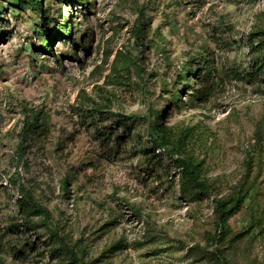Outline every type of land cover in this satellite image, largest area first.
Returning <instances> with one entry per match:
<instances>
[{
	"label": "rangeland",
	"instance_id": "374dc122",
	"mask_svg": "<svg viewBox=\"0 0 264 264\" xmlns=\"http://www.w3.org/2000/svg\"><path fill=\"white\" fill-rule=\"evenodd\" d=\"M46 8L53 54L36 32L40 12L0 0V264H77L69 250L91 264H222L218 255L264 264V78L250 76L264 55L251 45L252 33L264 38V0ZM60 13L69 40L54 24ZM139 16L143 39L134 36ZM202 58L216 69L214 85L197 100L193 80L173 102L182 67ZM158 116L165 147L149 136ZM181 158L200 164L208 196L182 192ZM20 185L48 223H25ZM241 188L249 199L215 243L216 201Z\"/></svg>",
	"mask_w": 264,
	"mask_h": 264
},
{
	"label": "trees",
	"instance_id": "16d2710c",
	"mask_svg": "<svg viewBox=\"0 0 264 264\" xmlns=\"http://www.w3.org/2000/svg\"><path fill=\"white\" fill-rule=\"evenodd\" d=\"M10 6L28 11L30 10L33 14L39 16V21L37 23L38 36H42L46 39L47 45L46 48L48 52L53 54L52 44L53 42L49 39V28L51 25L50 16H49V9H42L44 0H4ZM93 0H57L58 4L67 5L69 6L72 11L76 8L77 4L83 6V8H87ZM38 13V14H37ZM33 15V16H36ZM60 21H55L54 24L57 28V31L60 34H63V37L66 39H71V31H70V21L69 19H65V16L60 13L59 15ZM147 30V24L142 16H139L137 19V24L134 27V36L136 39H143L145 38ZM264 33V32H263ZM5 33L0 32V40L4 38ZM253 37H251V45L255 48H264V38L258 37L256 33H252ZM255 41L258 44L255 46ZM72 46L77 48V46L82 47L78 43L72 41ZM143 43H141V46ZM253 47V48H254ZM206 59H201L200 64L195 68L184 65L181 69V73H179L178 84H181V88L176 90L173 94H171V100L175 103H182V94L183 89L191 84L193 80L199 82V89H194L190 85L187 87V90L190 91V95L196 98L197 100H201L206 96V91L210 86L214 85L215 78V71L216 69L209 67L207 65ZM252 71L250 72V76L254 77V79H258L261 76L264 78V55L257 57L254 63L251 65ZM37 120H32L30 126L34 128H39L41 125L37 123ZM132 121L126 117L125 120L121 121V126L130 128ZM162 122L161 117L158 116L154 123H150L149 125V136L152 137V141L161 147H165L167 144V137L165 133H162ZM177 164V168L180 171L181 177V185H182V192L186 193L188 190H195L198 196H208L209 195V187L205 180L201 178V166L199 163L191 160L190 158H181L175 160ZM241 188L239 192L232 198L228 199H220L216 201V212H217V230L216 232L210 237L215 243L220 241L226 234L229 233V224L228 221L231 217H233L242 206H244L245 202L249 199V193L245 192ZM16 205L18 208L19 213L24 217L25 223L29 222V219L32 217H42L44 221L47 223L50 221V215L47 208L39 205L32 194L25 189L22 185L18 187V196L16 199ZM51 229V232L55 231ZM56 234V233H55ZM72 263L77 264H91L86 262L82 257H79L78 253L75 251L69 250L68 251ZM222 264H226V261L221 258L220 255L217 256Z\"/></svg>",
	"mask_w": 264,
	"mask_h": 264
}]
</instances>
